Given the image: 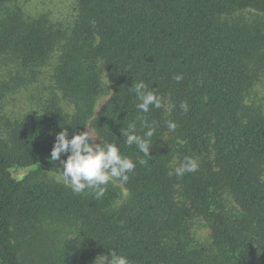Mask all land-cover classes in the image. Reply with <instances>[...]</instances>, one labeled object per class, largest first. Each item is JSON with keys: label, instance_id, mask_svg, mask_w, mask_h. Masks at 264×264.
I'll return each mask as SVG.
<instances>
[{"label": "trees", "instance_id": "obj_1", "mask_svg": "<svg viewBox=\"0 0 264 264\" xmlns=\"http://www.w3.org/2000/svg\"><path fill=\"white\" fill-rule=\"evenodd\" d=\"M17 1L0 0V57L35 75L59 59L37 110L0 117V264H99L113 250L130 264H264V106L252 97L264 78V23L236 15L264 14V0H75L69 31ZM102 71L113 92L95 114ZM140 81L160 109H137L130 89ZM140 116L156 129L149 156L121 135L135 122L143 136ZM88 126L136 162L119 207L112 182L97 199L46 177L61 167L50 155L56 134ZM185 157L198 170L177 176ZM14 169L29 172L18 180ZM194 216L210 228L207 246L192 237Z\"/></svg>", "mask_w": 264, "mask_h": 264}, {"label": "clouds", "instance_id": "obj_2", "mask_svg": "<svg viewBox=\"0 0 264 264\" xmlns=\"http://www.w3.org/2000/svg\"><path fill=\"white\" fill-rule=\"evenodd\" d=\"M174 79L179 82L183 79L181 75H176ZM135 92L136 99L139 103L136 105L141 113H148L150 106L160 109L162 97L155 89L149 90L143 81L133 84L130 89ZM185 112L188 110L186 103L180 105ZM141 125L147 128L143 136L136 132V123H129L127 130L121 129V135L128 146L135 144L138 149L149 156L151 149V138L155 133L154 124H149L145 117H138ZM177 125L174 121H167L169 131H175ZM87 130L79 134H74L69 139V132L66 128L56 134L55 143L51 151V160L60 161L61 167L58 173L62 183L70 188L74 193H82L86 189L93 190L97 199L104 196L106 186L112 183H127L129 173L136 168V162L130 157L121 154L119 147L115 143L102 141L94 138L93 133L88 127ZM100 141L97 143V141ZM64 154L66 160H61ZM143 165L144 160H139ZM198 161L192 157H185L178 166H175L173 172L177 176H183L186 172H195L198 170ZM170 172L169 175H172ZM103 259L99 264H130L128 258L124 255L117 254L114 250L110 255L102 256Z\"/></svg>", "mask_w": 264, "mask_h": 264}, {"label": "rangeland", "instance_id": "obj_3", "mask_svg": "<svg viewBox=\"0 0 264 264\" xmlns=\"http://www.w3.org/2000/svg\"><path fill=\"white\" fill-rule=\"evenodd\" d=\"M15 6L24 11L32 19L43 18L48 25L63 31L71 30L79 15L75 0H18ZM237 17L248 21L264 23V14L255 11L236 14ZM59 53H55L45 68L39 73L19 70L18 63L10 57H0V117L16 119L24 117L27 112L37 110L41 103L42 92L53 86L54 69L58 63ZM17 77V80L15 78ZM103 93L99 97L95 109V114L109 100L113 89L109 84L104 71H102ZM258 104L264 106V78L256 86L253 96ZM166 108L168 109L167 105ZM94 138H98L95 131L89 127ZM100 141L98 140L97 143ZM13 176L22 179L28 175L29 169H14ZM47 178L62 183L57 173H47ZM120 190V197L116 203L119 207L127 202L129 194L127 190L118 182L114 183ZM175 196L180 203H184L182 188L176 187ZM189 229L197 244L209 245L210 228L207 222L197 216L189 221ZM30 239V238H29ZM32 239V237H31ZM27 240L26 242H28Z\"/></svg>", "mask_w": 264, "mask_h": 264}]
</instances>
